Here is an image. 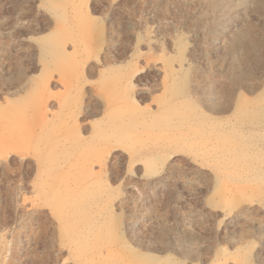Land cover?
<instances>
[{
  "label": "rangeland",
  "instance_id": "rangeland-1",
  "mask_svg": "<svg viewBox=\"0 0 264 264\" xmlns=\"http://www.w3.org/2000/svg\"><path fill=\"white\" fill-rule=\"evenodd\" d=\"M0 264H264V0H0Z\"/></svg>",
  "mask_w": 264,
  "mask_h": 264
}]
</instances>
